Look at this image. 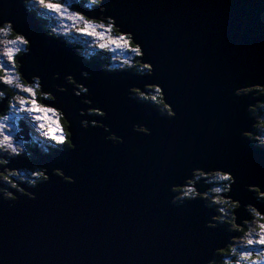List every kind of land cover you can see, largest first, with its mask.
<instances>
[{"label":"water","instance_id":"water-1","mask_svg":"<svg viewBox=\"0 0 264 264\" xmlns=\"http://www.w3.org/2000/svg\"><path fill=\"white\" fill-rule=\"evenodd\" d=\"M104 4V15L131 31L142 45V62L153 67L151 78L130 70L104 72L100 62L82 60L74 45L45 37L21 0H0V19L11 18L30 36L24 77L38 75L48 89L67 88L57 95L56 106L67 112L76 146L75 151H54L38 163L24 160L18 166L46 168L50 179L29 190L34 200L24 193H14L18 199L11 206L0 200V264H205L212 250L225 249L236 234L224 225L205 227L216 216L214 208L198 200L209 189L205 178L192 185L199 194L196 201L170 203V187L191 178L195 168L222 169L234 176L230 195L241 203L232 213L236 227L249 220L247 204L264 215V202L245 187L264 191V150L241 136L255 123L248 106L262 99L254 93L233 94L240 87L264 84V24L258 19L264 0ZM74 10L89 21H102L98 9L76 5ZM113 29L120 34L115 23ZM81 72L89 79H82ZM54 74L60 78L53 80ZM65 75H72L70 86L63 83ZM73 82L87 87L89 95L73 96ZM152 84L161 87L165 101H160L172 107L175 119L161 117L147 102L127 98L129 88L145 94L155 89ZM83 99L93 101L85 103L88 111L97 112V119L78 115L86 110ZM3 107L2 102L0 112ZM82 119L100 124L85 130L79 124ZM62 122H67L66 116ZM133 123L147 127L151 135L133 133ZM104 125L123 143L105 142ZM20 134L28 140L26 131ZM53 169L75 182L68 184L70 179Z\"/></svg>","mask_w":264,"mask_h":264},{"label":"clouds","instance_id":"clouds-1","mask_svg":"<svg viewBox=\"0 0 264 264\" xmlns=\"http://www.w3.org/2000/svg\"><path fill=\"white\" fill-rule=\"evenodd\" d=\"M21 3L27 11L35 14L36 19L40 21H42L45 14L57 17V19L52 22L56 25L54 27L42 22V30L44 36L47 38L58 40L65 37V40L68 42L66 37L69 35V32L73 30L67 28L66 25L60 23V21H66L70 24L75 23L76 21H84L83 25L75 28L74 31L80 35H98L97 31L90 27L89 22L86 21L87 19L85 20L84 15L80 11L74 10V7L71 8L66 6L64 0H21ZM87 5L91 6L89 11L98 9V14L102 15L101 23L95 25L96 29L104 27L105 22L107 24V27L105 28L106 31L113 29L114 23L119 29H121L118 38L109 39L108 43L115 44L117 48L123 47L126 51L131 53L130 59L134 60L135 64L138 65L137 76H147L148 78H151L153 67L149 63L142 62L144 56L142 45L137 41L134 34L131 31L123 30L114 18L104 15L106 11L104 0H87ZM258 19L261 24H264V12L259 13ZM101 39H103V37H101ZM120 41H124L123 45ZM133 41L134 46L132 44ZM106 46V43H100L97 45L99 49H105ZM31 49L32 45L28 34L18 30L11 18L6 17L0 19V102L6 104L8 110L15 109L16 114H24L26 116L27 121L32 125V133L47 142V146L42 148V153L44 155H51L53 151H75L76 146L73 143L72 126L68 127V124L71 125V121L63 106L59 108L56 106L57 104H60L57 100V95L66 93L67 88L52 85L51 89H48L42 83L40 76L33 75L30 79H26L23 75L22 69L24 58L31 54ZM75 51L78 56H83L79 49H76ZM83 58L88 59L86 56H83ZM123 63L128 65L129 68L132 67L129 60H125ZM102 70L106 73L113 74L126 71L120 67L107 65L103 66ZM80 76L84 80L89 79V74L87 72H81ZM59 78V74H54L52 76L53 80H58ZM67 81H72V75H65L63 78V83L70 86ZM152 85H155V95L152 96L153 101L155 102L156 95L165 101V96L162 93L161 87L156 84ZM42 88L44 89L43 93H41ZM71 88L72 95L77 98H80L81 96L87 97L89 95V89L81 83L73 82ZM135 88L136 87H131L128 89L127 98H135L144 102V100L139 99L137 95H135ZM146 91H148V89H146ZM251 93H254L255 97H261L262 101L256 103L254 106H248L247 111L255 119V123L252 125V131H243L241 136L251 141L256 148L264 149V136L260 135V132H264V118H261V116L258 115V112H264V84L257 83L248 87H240L237 88L233 94L240 97ZM23 94L27 95L25 96ZM38 94L42 96L43 100L55 101V103L48 106H45L43 103H38ZM141 95L146 94H138L139 97ZM6 97L7 99H5ZM158 100L160 101V99ZM85 102L93 104L91 99H83L81 101L86 109L79 111L78 115L81 117L87 115L88 108L86 107ZM152 105L155 106L154 108L158 111L161 117L169 120L176 118V112L173 111L168 103H164L163 108L157 107L155 103H152ZM103 113V119H107L106 113L104 111ZM262 114L264 115V113ZM65 116L67 117V122L61 123ZM0 119H6V117H3L2 114H0ZM79 124L82 129L87 130L89 127H94V125L100 123L82 119ZM259 127L261 131L258 129ZM7 131H10V129H7L4 123H0V152H5L8 154L7 156H10L9 158L3 156V159H5V161L20 158L23 159L26 157V154H24L27 150L26 147L28 146L30 148V146L16 144L11 136L6 135ZM131 131L138 135H151L150 129L135 123L132 124ZM103 132L107 133V135L104 136L105 142L111 143L113 146L123 143L122 137L111 132L110 128L105 125ZM20 133L18 134V137L21 142H27L28 140H22ZM34 154L35 155H32L33 157H30L29 160L37 159V153ZM28 155L30 156L31 153H28ZM22 169L23 168L9 170H13L9 175L16 178L15 184H17L18 188L15 189L14 187H10L8 183L0 182V185H6V187L0 186V200L9 203V206L14 204L18 199V196L14 193H18L19 195L24 193L28 195L27 198L29 200H34L36 198L35 195L29 191H27V194L24 190L25 187L37 188L39 185L47 183L50 179L49 175L46 174L48 171L46 168H34L32 170L26 168H24L25 170ZM5 171H7V169H5ZM16 171L22 172L23 174L21 175ZM54 171H58L63 174V177L69 178L70 182L68 184L75 182L72 177L66 176L60 169H53V172ZM190 176L191 178H184L182 183L170 187V193L174 194L170 200L172 205L182 206L187 202L196 201L199 194L195 187L192 186L193 183L198 179L205 178L204 184H208L210 188L208 178L211 176L214 182L221 186H214L213 188L208 189L206 193L202 195L203 198L198 199L203 202V207L208 208L211 206L207 200V196L211 192L216 194L211 199L212 204H229L233 209L241 206L240 201L233 199L230 195L232 186L236 183L234 176L230 171L222 169L206 171L200 168H195L191 171ZM60 179L65 182L63 178ZM245 187L248 192L254 193L257 201L264 202V191H261L260 187L253 185H245ZM19 188L23 192H21ZM179 190H182V194H178ZM221 194H226L227 198H220ZM218 207L219 206H216L214 208L216 216L214 218L211 217V222L207 223L205 227L207 229L215 230L217 225L213 222L216 221V218L223 210L226 214L223 215L224 222L220 224L221 226L224 225L227 228V231L231 232L227 226V220L230 217V213L228 210H224L223 208L220 209ZM256 208L257 207L252 204L244 206V209L248 210L249 220L247 223L245 222L246 224L242 227H236L233 225L234 229L241 235L233 239V246L227 248V245L225 249H218V247H216L212 250L206 259L205 264H264V215H261V211H256ZM232 218L231 224H234ZM253 249L256 250L253 251Z\"/></svg>","mask_w":264,"mask_h":264},{"label":"rangeland","instance_id":"rangeland-1","mask_svg":"<svg viewBox=\"0 0 264 264\" xmlns=\"http://www.w3.org/2000/svg\"><path fill=\"white\" fill-rule=\"evenodd\" d=\"M64 4L66 6L71 7V8H73L75 5H82V6L86 7V8H90L91 7V6L87 5V0H64ZM29 13H31V12H29ZM33 15L35 16V14H33ZM56 19H57V17L54 16V15L53 16H49V15L45 14L44 17H43V21H40V22L41 23L42 22L43 23H47L50 26L54 27L56 25L53 24L52 22L55 21ZM86 21H88V20H86ZM88 22L90 24V27H92L94 30L97 31L98 35H96V36H86V35L77 34L74 31L75 25L77 27H81L83 25L84 21H76L75 23H71V24L69 22H66V21H60V23L65 24L67 28L73 30V31L69 32V35L67 36V38L71 40L70 41L71 43L73 42V44L76 47V49H79L80 52L84 56L87 55V56L90 57L92 54H95L97 51H101L104 55H106L107 66L120 67V68H123L125 70H128L129 69L128 65L124 64L123 61L129 60L130 63L133 65V61L134 60L130 59L131 53L126 51L123 47L117 48L115 46V44L108 43L109 39L118 38L119 35L115 32V30L114 29H110V30L106 31L105 30V28L107 27L106 23H104V27L96 29L95 28L96 24H93L90 21H88ZM101 37H103V39H101ZM58 40L62 41V42H67L65 40V37H62V38H60ZM76 42L79 43V45L83 47L82 48L83 50H81L80 46L78 44H76ZM100 43H106L107 44L106 48L105 49H99L97 47V45H99ZM120 43L123 45L124 41H120ZM105 52H106V54H105ZM104 55H102V56H104ZM152 90L155 91L154 88H148V91H152ZM148 91H146L145 94H148ZM23 95L26 96L27 94H23ZM135 95H137V97H139L138 93H135ZM263 101H264V99H263ZM0 103H2V102H0ZM3 112H4V107H3L2 113ZM262 113H264V112H258V115H260L261 118H264V115ZM91 115H95V114H91ZM4 117H6V119H0V123H4L6 125V128L10 129V131L6 132V135L11 136L16 144H21L22 143L21 140L18 139V136H19L18 134L22 130H24V131H27L28 135H30V139H31L32 143L35 144L37 149L42 151V148L47 146V142L45 140H43L41 138H38L37 136H34L35 134L32 133V131H31L32 125L27 121V118H26V116L24 114H16L15 109H10L4 115ZM61 123H63V122L61 121ZM23 127H24V129H23ZM258 129L261 131L260 127ZM260 135L264 136V132H260ZM27 152H29V150ZM0 155L1 156H7L8 154L5 153V152H0ZM26 156H27V154H26ZM9 162L10 161H8V163ZM0 182L7 183L1 178H0ZM210 182L213 183L214 186H221L220 184L215 183L213 178L210 179ZM2 186L6 187V185H2ZM9 186L11 187L10 184H9ZM178 194H182V190H179ZM215 195L216 194L211 192L207 196V200L211 204L210 207L215 208L216 206H219L218 208L222 209L220 204H212L211 203V199ZM247 213H248V210H247ZM223 222H224V217H223V215L221 213L216 218V221H214V223L217 225V227H220ZM227 226H228V228L230 230L233 229V227L231 226V216L227 220ZM255 250L256 249H253V251H255Z\"/></svg>","mask_w":264,"mask_h":264},{"label":"trees","instance_id":"trees-1","mask_svg":"<svg viewBox=\"0 0 264 264\" xmlns=\"http://www.w3.org/2000/svg\"><path fill=\"white\" fill-rule=\"evenodd\" d=\"M42 21H43V19H42ZM91 23H93V24H97V22H94V21H90ZM106 26H107V24H106ZM75 28H77V26L75 25ZM71 38V37H70ZM66 39H68L67 37H66ZM68 41H71L70 39H68ZM73 43V42H72ZM76 44H78L79 45V43H77L76 42ZM80 46V45H79ZM80 48H81V50H83L82 48V46H80ZM105 54H106V52H105ZM102 55H104L101 51H97L95 54H92L91 56H90V58H93V59H96L97 61H99L100 63H101V66L103 67V66H105V65H107V59H106V55H104V56H102ZM137 67H138V65H136L135 64V61H133V65H132V67L131 68H129L128 70H130V71H132V72H135V73H137ZM153 95H155V91H149L148 92V94H146V95H141L140 97H138L139 99H141V100H146V101H150L151 102V104L152 103H155L156 104V106L157 107H159V108H163V106H164V104L163 103H161L158 99H161V98H159V97H157V95H156V100H155V102L153 101V99H152V96ZM6 99H7V97H6ZM37 102L38 103H40V101H39V99L37 98ZM6 111H8V109H7V105L5 104L4 105V112L2 113V116L4 117V115L6 114ZM90 112V111H89ZM91 112H95V111H91ZM92 114V113H91ZM96 114V113H95ZM26 153V152H25ZM24 153V154H25ZM23 155V154H22ZM21 155V156H22ZM8 158L10 157V156H7ZM0 165H2V162H0ZM0 167H2V166H0ZM0 178L1 179H3L5 182H7L8 184H10L11 185V187H14V188H18V186H17V184H15V177H13V176H11V175H6V174H4V173H2V174H0ZM212 177L210 176L209 178H208V180H209V183H210V188L209 189H211V188H213L214 187V184L213 183H211L210 182V179H211ZM20 189V188H19ZM21 190V189H20ZM21 192H23L22 190H21ZM220 198H222V197H220ZM223 199V198H222ZM220 206L224 209V210H228V212L230 213V212H233V210L235 209H233V208H231V206L229 205V204H220ZM226 213H225V211H223L222 210V215H225ZM231 218H232V215H231Z\"/></svg>","mask_w":264,"mask_h":264},{"label":"flooded vegetation","instance_id":"flooded-vegetation-1","mask_svg":"<svg viewBox=\"0 0 264 264\" xmlns=\"http://www.w3.org/2000/svg\"><path fill=\"white\" fill-rule=\"evenodd\" d=\"M98 23V22H97ZM38 99H39V101L41 102V100H42V96L40 95V94H38ZM8 111H6V113H7ZM90 113H92V114H95V113H97V112H90ZM96 115V114H95ZM35 136V135H34ZM28 137H29V140L27 141V142H22L21 144L23 145V146H27L29 143L30 144H33L32 143V141H31V139H30V135H28ZM18 139H19V137H18ZM33 145H35V144H33ZM27 148V150L28 149H30L28 146L26 147ZM26 153H28L27 151H25ZM25 153V154H26ZM6 158H8V157H6ZM24 158H26V157H24ZM0 162H2V165H0V166H2V167H0L1 168V171L2 172H0V173H4V174H6V175H9V173H11V172H13V170L12 171H5V169H6V167H5V160L2 158V157H0ZM22 170H25V169H22ZM16 172H18V171H16ZM18 173H20L21 175L23 174L22 172H18ZM0 186H2V185H0ZM16 189V188H15Z\"/></svg>","mask_w":264,"mask_h":264},{"label":"bare ground","instance_id":"bare-ground-1","mask_svg":"<svg viewBox=\"0 0 264 264\" xmlns=\"http://www.w3.org/2000/svg\"><path fill=\"white\" fill-rule=\"evenodd\" d=\"M32 17L33 16H30V18L32 19ZM34 18H36V17H34ZM33 20V22H38V25L42 28V23L40 22V20H38V19H32ZM89 21V20H88ZM84 56V55H83ZM83 56H80V57H82L83 58ZM86 57H88V59H82V60H84V61H87V62H93V60L89 57V56H87V55H85ZM255 103V102H254ZM258 103V102H257ZM256 104V103H255ZM88 116L89 115H91V113H89V112H87L86 113ZM97 115V114H96ZM92 117H94V118H96L94 115H91ZM97 119V118H96ZM1 156V155H0ZM0 172H2L1 171V168H0ZM54 174H57V175H60L59 174V172H57V171H54ZM235 210V209H234Z\"/></svg>","mask_w":264,"mask_h":264}]
</instances>
